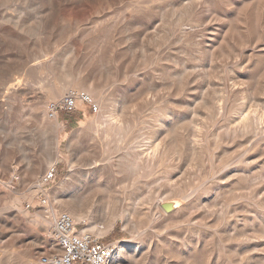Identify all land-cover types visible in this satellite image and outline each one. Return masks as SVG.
Listing matches in <instances>:
<instances>
[{"label": "rangeland", "instance_id": "374dc122", "mask_svg": "<svg viewBox=\"0 0 264 264\" xmlns=\"http://www.w3.org/2000/svg\"><path fill=\"white\" fill-rule=\"evenodd\" d=\"M0 1V15L26 11L28 24H33V30L38 27L32 34L29 30L17 32L12 24H0V221L7 220L0 250L25 252L34 247L36 238L44 237L41 247L43 253L47 252L50 235L31 221L43 210L40 192L32 186L55 164L57 178L46 191L48 195L61 193L64 199L78 195L84 201L95 195L105 211L111 210L107 209L110 200L117 198V209L122 212L128 204L125 197L139 190L144 195L168 193L169 198L197 190L201 205H208L200 208L194 226H177L166 217L154 221L141 217L135 230L119 220L112 232L101 236L114 244L130 241L128 254L132 258L125 257L122 264H264V0H187L189 4L186 0ZM15 79L21 83L19 90L5 88ZM58 86L63 91L51 98ZM71 87L88 91L99 102L100 115L61 114L58 120L49 116L47 104ZM109 111L113 115L103 130L92 126ZM248 118L259 129L255 138L250 131L238 136L226 131L228 125ZM55 122L62 126L52 131ZM127 126L131 128L120 136L116 129ZM46 131L49 146L54 149L53 163L34 176L35 165L46 157ZM142 136L148 144L156 142L160 149L151 159L150 168L135 173L127 169L126 154ZM247 145L251 150H245ZM96 160H114L117 167L105 165L96 180L83 178L89 164ZM71 166L74 176L61 185ZM234 169L241 175L231 180L228 173ZM76 182L78 188L72 189ZM235 213L240 216L238 220ZM252 226L259 238L243 241ZM0 253V259L8 255Z\"/></svg>", "mask_w": 264, "mask_h": 264}, {"label": "bare ground", "instance_id": "6f19581e", "mask_svg": "<svg viewBox=\"0 0 264 264\" xmlns=\"http://www.w3.org/2000/svg\"><path fill=\"white\" fill-rule=\"evenodd\" d=\"M12 1V0H11ZM30 1V0H29ZM41 1V0H40ZM40 1L39 2H36L35 4L37 5V6H40ZM115 1V0H114ZM119 1V0H118ZM200 1V0H199ZM1 2V1H0ZM25 2H26V0H25ZM31 2V1H30ZM46 2H48L47 0H46ZM186 2H188L187 0H186ZM204 2H206V0H204ZM29 3V2H28ZM53 3V2H52ZM118 3V2H117ZM117 3H116V5H117ZM199 3V2H198ZM42 4H43V1H42ZM48 4V3H47ZM46 4V5H47ZM112 4H114V3H112ZM185 4V3H184ZM187 4V3H186ZM188 4H189V2H188ZM2 5V4H1ZM196 5V4H195ZM198 5V4H197ZM5 6H7V5H5ZM140 6V5H139ZM192 6V5H191ZM205 6V5H204ZM206 6H207V4H206ZM30 7V6H29ZM31 7H33V6H31ZM35 7V6H34ZM194 7V6H193ZM18 8H20V7H18ZM44 8H46L45 6H44ZM106 8V7H105ZM111 8V7H110ZM109 8V9H110ZM114 8V7H113ZM138 8V7H137ZM205 8V7H204ZM211 8H213V7H211ZM32 9V8H31ZM30 9V10H31ZM37 9V8H36ZM41 9V8H40ZM109 9H107L108 11H109ZM149 9V8H148ZM147 9V10H148ZM187 9V8H186ZM206 9H207V7H206ZM210 9V8H209ZM208 9V10H209ZM8 10V9H7ZM16 10V9H15ZM35 10V9H34ZM38 10V9H37ZM48 10V9H47ZM54 10V9H53ZM119 10V9H118ZM136 10V9H135ZM187 10H190L189 8L187 9ZM211 10V9H210ZM36 11V10H35ZM45 11V10H44ZM56 11V10H55ZM9 12V11H8ZM16 12H17V10H16ZM15 12V14H12V13H7V12H4V13H2L1 15H0V24H12V25H14V27L15 28H17V32H18V29H20L21 31H24L25 32V30H29L31 33H32V30H33V27H32V25L31 24H28L29 22L27 21V19L25 18V12L26 11H18L17 13ZM28 12V11H27ZM48 12V11H47ZM50 12V11H49ZM102 12V11H101ZM100 12V13H101ZM207 12V11H206ZM36 13V12H35ZM41 13V12H40ZM43 13V12H42ZM45 14H46V12H44ZM97 13V12H96ZM150 13V12H149ZM53 14V13H52ZM95 14V13H94ZM99 13H97V15H98ZM107 14V13H106ZM121 14V13H120ZM206 14H208V13H206ZM31 15H32V13H31ZM41 15V14H40ZM116 15V14H115ZM123 15V14H122ZM30 16V15H29ZM91 16V15H90ZM95 16H96V14H95ZM99 16V15H98ZM120 16V15H119ZM128 16V15H127ZM101 17V16H100ZM103 17V16H102ZM116 17V16H115ZM87 18H88V16H87ZM125 18V17H124ZM128 18V17H127ZM126 18V19H127ZM207 18V17H206ZM29 19V18H28ZM37 19H39V18H37ZM61 19V18H60ZM79 19V18H78ZM90 19V18H89ZM88 19V20H89ZM102 19V18H101ZM45 20V19H44ZM64 20V19H63ZM82 20H83V18H82ZM87 20V21H88ZM105 20V19H104ZM181 20H182V18H181ZM29 21H31V23H33L32 22V20H31V18H30V20ZM34 21V20H33ZM43 21V20H42ZM94 21V20H93ZM103 21V20H102ZM106 21V20H105ZM114 21V20H113ZM118 21H119V19H118ZM122 21V20H121ZM183 21V20H182ZM194 21V20H193ZM39 22H40V20H39ZM59 22V21H58ZM61 22V21H60ZM59 22V23H60ZM73 22V21H72ZM96 22V21H95ZM94 22V23H95ZM99 22V21H98ZM194 22H196V21H194ZM34 23L36 24L37 23V20H36V22L34 21ZM74 23V22H73ZM100 23V22H99ZM187 23V22H186ZM43 24V23H42ZM42 24H41V26H42ZM82 24V23H81ZM98 24V23H97ZM109 24V23H108ZM199 24V23H198ZM197 24V25H198ZM55 25H57V24H55ZM75 25H77V24H75ZM80 25V24H79ZM86 25V24H85ZM91 25V24H90ZM110 25V24H109ZM113 25H114V23H113ZM119 25V24H118ZM179 25H180V21H179ZM4 26V25H3ZM11 26V25H10ZM37 26V25H36ZM65 26V25H64ZM32 27V28H31ZM56 27V26H55ZM96 27V26H95ZM113 27H115V26H113ZM179 27V26H178ZM10 28V27H9ZM36 28H38V27H36ZM36 28H35V30H36ZM64 28V27H63ZM180 28V27H179ZM184 28H186L185 26H184ZM4 29V28H3ZM56 29H58V28H56ZM60 29V28H59ZM5 30V29H4ZM35 30H33V32L35 31ZM43 30V29H42ZM50 30V29H49ZM54 30V29H53ZM73 30V29H72ZM78 30V29H77ZM40 31V30H39ZM191 31V30H190ZM10 32V31H9ZM16 31L14 30V33H15ZM36 32V31H35ZM46 32V31H45ZM70 32V31H69ZM89 32V31H88ZM101 32V31H100ZM116 32V31H115ZM10 33H12V32H10ZM37 33V32H36ZM40 33V32H39ZM71 33V32H70ZM77 33V32H76ZM75 33V34H76ZM113 33V32H112ZM13 34V33H12ZM27 34V33H26ZM30 34V33H29ZM33 34V33H32ZM45 34V33H44ZM59 34V33H58ZM61 34V33H60ZM65 34H67V32L65 33ZM64 34V35H65ZM74 34V33H73ZM86 34V33H85ZM84 34V35H85ZM116 34V33H115ZM118 34V33H117ZM178 34H180V33H178ZM5 35V34H4ZM23 35V34H22ZM54 35V34H53ZM80 35V34H79ZM103 35V34H102ZM7 36V35H6ZM33 36V35H32ZM94 36V35H93ZM97 36V35H96ZM105 36V35H104ZM185 36V35H184ZM18 37V36H17ZM35 37H36V35H35ZM41 37H43V36H41ZM50 37V36H49ZM61 37V36H60ZM59 37V38H60ZM77 37V36H76ZM86 37H87V35L85 36V39H86ZM37 38H38V36H37ZM75 38V37H74ZM105 38V37H104ZM185 38V37H184ZM50 39V38H49ZM63 39V38H62ZM69 39H70V37H69ZM80 39H82V38H80ZM101 39H103V38H101ZM179 39V38H178ZM53 40H55V38L53 39ZM104 40V39H103ZM102 40V41H103ZM181 40V39H180ZM46 41V40H45ZM49 41V40H48ZM80 41V40H79ZM86 41V40H85ZM91 41V40H90ZM114 41V40H113ZM43 42H44V40H43ZM75 42H77V41H75ZM82 42V41H81ZM93 42H95V41H93ZM99 42V41H98ZM104 42V41H103ZM96 43V42H95ZM88 44H90V42L88 43ZM100 44V43H99ZM92 45H93V43H92ZM91 46V45H90ZM95 47V46H94ZM97 47V46H96ZM113 48H114V46H113ZM42 49H44L43 47H42ZM48 61V60H47ZM39 62V61H38ZM37 64V63H36ZM40 65V64H39ZM38 65V66H39ZM44 66H45V64H44ZM93 66V65H92ZM99 67V66H98ZM42 68V67H41ZM40 68V69H41ZM44 68V67H43ZM28 69V68H27ZM50 69V68H49ZM98 70H99V68H98ZM87 71V70H86ZM70 72V71H69ZM91 72V71H90ZM34 73V72H33ZM29 74H31V73H29ZM67 74V73H66ZM71 74V73H70ZM32 75V74H31ZM64 75V74H63ZM85 75H86V73H85ZM108 76V75H107ZM90 77V76H89ZM88 77V78H89ZM92 77V76H91ZM108 78V77H107ZM95 79V78H94ZM57 80V79H56ZM55 80V81H56ZM93 80V79H92ZM8 81V80H7ZM90 81V80H89ZM95 82V81H94ZM98 82V81H97ZM6 83V82H5ZM82 83H83V81H82ZM94 84V83H93ZM95 84H96V82H95ZM3 85H4V83H3ZM1 86H2V84H1ZM20 86H21V83H20V81L18 80V79H15V80H12L11 82H9V83H7V84H5V88H8V89H11V90H19V88H20ZM67 86H68V84H67ZM70 86V85H69ZM84 86H85V84H84ZM90 86H91V84H90ZM183 86V85H182ZM234 87V86H233ZM107 88V87H106ZM181 88V87H180ZM87 89V88H86ZM63 91V88H61L60 86H58L55 90H53L52 92H51V95H50V97L51 98H54V97H57L61 92ZM183 92V91H182ZM121 96H122V94H121ZM120 97V96H119ZM221 99H222V97H220ZM113 100V99H112ZM122 101V100H121ZM38 102H40V99L38 100ZM217 102H219L218 100H217ZM225 102V101H224ZM116 103H117V101H116ZM120 103V102H119ZM122 103H124V101L122 102ZM126 104V103H125ZM122 105V104H121ZM120 105V106H121ZM116 107V106H115ZM216 107V106H215ZM219 107V106H218ZM127 109V108H126ZM222 109V108H221ZM117 110V109H116ZM120 110V109H119ZM107 111V110H106ZM168 111V110H167ZM218 111V110H217ZM158 112H160V111H158ZM162 112H163V110H162ZM169 112V111H168ZM40 113V115H41V117H42V119H44L45 118V116H44V114L42 113V112H39ZM113 113H115V111L113 110ZM166 114H167V112H165ZM164 113V114H165ZM170 113V112H169ZM120 114V113H119ZM118 114V115H119ZM128 114V113H127ZM130 114V113H129ZM161 114H163V113H161ZM98 115H100V114H96V117L98 116ZM113 114L111 113V111H109V113H107V112H105L104 114H102L101 115V119L99 120V119H96L95 121H93V127H98V130H103L104 129V126L106 125V122L109 120V118L112 116ZM242 115V114H241ZM114 116H116V115H114ZM126 116H128V115H126ZM163 116V115H162ZM170 116H171V114H170ZM47 117V116H46ZM116 117H118V116H116ZM115 117V118H116ZM120 117V116H119ZM165 117V116H164ZM232 117V116H231ZM241 117V116H240ZM121 118V117H120ZM132 118V117H131ZM130 118V119H131ZM138 118V117H137ZM136 118V119H137ZM142 118V117H141ZM111 119V118H110ZM119 119V118H118ZM117 119V120H118ZM165 119V118H164ZM169 119V118H168ZM173 119H174V117H173ZM116 120V119H115ZM120 120V119H119ZM132 120V119H131ZM142 120V119H141ZM166 120V119H165ZM169 120H171V119H169ZM255 120V119H254ZM113 121H114V119H113ZM137 121V120H136ZM42 122H44L43 120H42ZM109 122V121H108ZM112 122V121H111ZM119 121H117V123H118ZM172 122V121H171ZM256 122V121H255ZM263 122V121H262ZM116 123V122H115ZM114 123V124H115ZM234 123V122H233ZM237 123V122H236ZM179 124V123H178ZM235 124V123H234ZM89 125V124H88ZM116 125H122V124H116ZM138 125V124H137ZM165 125V124H164ZM163 125V126H164ZM180 125V124H179ZM260 125V124H259ZM59 126H62L59 122H55L53 125H52V131H55V129L57 128V127H59ZM79 126H82V125H79ZM113 126V125H112ZM162 126V127H163ZM168 126V125H167ZM261 126V125H260ZM106 127V126H105ZM169 127V126H168ZM167 127V128H168ZM178 127V126H177ZM259 127V126H258ZM90 128V127H89ZM111 128V127H110ZM109 128V129H110ZM129 128H131L130 126H127L125 129H123L122 127H118V129H116L120 134L121 133H123V131H127ZM171 128V127H170ZM262 128V127H261ZM108 130V129H107ZM113 130V129H112ZM115 130V129H114ZM137 130H138V127H137ZM163 130H165V129H163ZM257 130H259V129H256L255 128V125H254V123H253V121L252 120H249V118L247 119V120H243L241 123H239L238 122V124H235V125H228V127L226 128V131L227 132H229V135H233V136H238V135H241V134H243V133H245V132H247V131H250V132H253V133H255L254 134V138L256 137V135H258V131ZM44 131H45V129H44ZM105 131V130H104ZM130 131H132L131 129H130ZM173 131V130H172ZM83 132V131H82ZM117 132V133H118ZM135 132H136V130H135ZM216 132H218V130L216 131ZM221 132V131H220ZM219 132V133H220ZM264 132V131H263ZM88 133V132H87ZM215 133V132H214ZM83 134V133H82ZM165 134V133H164ZM218 134V133H217ZM222 134V133H221ZM227 134V133H226ZM247 134V133H246ZM106 135V134H105ZM118 135V134H117ZM139 135V134H138ZM167 135V134H166ZM260 135V134H259ZM262 135V134H261ZM43 136H44V146H45V148H46V157L44 158V160L43 161H40L39 160V162L35 165V167H36V169L34 170V173H33V175L34 176H36L37 174H39V172H40V170H42L45 166H47V165H49V164H51V163H53L52 161H51V157H52V153H53V150L54 149H51V147L49 146V139H48V137H49V133L46 131L45 132V135L43 134ZM82 136V135H81ZM80 136V137H81ZM85 136V135H84ZM120 136H122V134L120 135ZM167 136H169V135H167ZM174 136V135H173ZM187 136V135H186ZM200 136V135H199ZM140 137V136H139ZM143 137V138H142ZM141 138L142 139H138V137H136L138 140L136 141L135 139H133V140H135V144L134 145H132V147H131V149H130V152H127V154H126V156H127V162L129 163V167H127V169L129 168L130 170H133V172H140L141 173V171H143L144 169H145V167H149L150 168V166H151V164H150V162H151V159L152 158H154V156L155 155H157L158 154V149H160L159 148V146L160 145H158V144H155V143H152V145H153V148H151V146L146 142L147 140H145V137L144 136H142ZM170 137V136H169ZM184 137H185V135H184ZM214 137V136H213ZM78 138V137H77ZM76 138V139H77ZM90 138V137H89ZM104 138V137H103ZM102 138V139H103ZM107 138V137H106ZM105 138V139H106ZM174 138V137H173ZM187 139H188V136L186 137ZM214 138H217V137H214ZM258 138V137H257ZM263 138V137H262ZM190 139V138H189ZM200 139V138H199ZM234 139V138H233ZM245 139V138H244ZM100 140V139H99ZM169 140H171V139H169ZM221 140V139H220ZM223 140H224V138H223ZM238 140V139H237ZM243 140V139H242ZM174 141V140H173ZM180 141H182V140H180ZM189 141V140H188ZM245 141H247V140H245ZM255 141H256V139H255ZM85 142H87V141H85ZM150 142V141H149ZM161 142L163 143V141L161 140ZM175 142H176V140H175ZM178 142V141H177ZM191 142H192V140H191ZM194 142V141H193ZM204 142V141H203ZM219 142V141H218ZM248 142V141H247ZM134 143V142H133ZM132 143V144H133ZM162 143H160V144H162ZM195 143V142H194ZM242 143V142H241ZM250 143V141L248 142V144ZM253 143H255V142H252V144L251 145H254ZM155 144V145H154ZM168 144V143H167ZM189 144V143H188ZM187 144V145H188ZM200 144V143H199ZM203 144V143H202ZM217 144V143H216ZM221 144V143H220ZM262 144V143H261ZM264 144V143H263ZM149 145V146H148ZM201 145V144H200ZM199 145V146H200ZM250 145V146H251ZM54 146V145H53ZM193 146V145H192ZM191 146V147H192ZM203 146V145H202ZM249 145H247V147L245 148V150H247L249 147H250ZM259 146H261V145H259ZM258 146V147H259ZM162 147V146H161ZM165 147V146H164ZM194 147V146H193ZM192 147V148H193ZM54 148V147H53ZM151 148V151H149V149ZM173 148V147H172ZM172 148H171V150H172ZM175 148V147H174ZM187 148H188V146H187ZM189 148H190V146H189ZM202 148V147H201ZM262 148V147H261ZM72 149V148H71ZM250 149V148H249ZM164 150V149H163ZM251 150V149H250ZM190 151H192V149L190 150ZM165 152H166V150H165ZM201 152V151H200ZM252 152V151H251ZM184 153V152H183ZM196 153H197V151H196ZM195 153V151H194V155L196 154ZM77 154V153H76ZM79 154V153H78ZM160 154H161V151H160ZM176 154V153H175ZM179 155V154H178ZM181 155V154H180ZM199 155V154H198ZM110 156V155H109ZM108 156V157H109ZM118 156V155H117ZM159 156V155H158ZM112 157V156H111ZM157 157V156H156ZM166 157V156H165ZM41 158V157H40ZM89 158V157H88ZM107 158V157H106ZM105 158V159H106ZM113 158V157H112ZM158 158V157H157ZM34 159V158H33ZM37 159V158H36ZM116 159H117V157H116ZM35 160V159H34ZM156 160V159H155ZM33 161V160H32ZM56 161V160H55ZM102 161H105V160H99V161H92L93 163H90L89 165H90V168H88V170L86 171V172H84L83 173V175H82V177L83 178H88V179H93L95 176H98V174H100V173H102V170L105 168V165H108V164H111V165H114V166H116L117 167V165H116V162H114V160H109V161H107V162H105V163H103ZM153 161V160H152ZM37 162V161H36ZM30 162H28V164H29ZM56 163V162H55ZM118 164V163H117ZM55 165V164H54ZM85 165V164H84ZM88 165V164H87ZM88 165V166H89ZM120 165V164H119ZM29 166V165H28ZM74 167L73 166H71V167H69V170H68V174L66 175V178L61 182V185H63L65 182H67L68 180H70V179H72V176H74L73 174H74V172H75V170L73 169ZM152 168V167H151ZM45 169V168H44ZM159 169V168H158ZM31 170V169H30ZM154 170H156V169H154ZM126 171V170H125ZM148 171V170H147ZM151 171V170H150ZM239 170H236V169H234V170H231L228 174H230L229 175V178L231 179L232 177H237V176H239L240 177V175H241V173H239L238 172ZM114 172V171H113ZM235 172V173H234ZM31 173V172H30ZM29 173V174H30ZM32 174V173H31ZM80 174V173H79ZM144 174V173H143ZM121 175V174H120ZM145 175V174H144ZM149 175V174H148ZM29 177H30V175H28ZM78 176V175H77ZM81 176V175H80ZM151 176V175H150ZM33 177V176H32ZM140 177V176H139ZM31 178V177H30ZM29 178V179H30ZM76 178V177H75ZM78 178V177H77ZM146 178V177H145ZM243 178V177H242ZM73 179H74V177H73ZM95 179V178H94ZM133 179V178H132ZM239 179V178H238ZM36 180V179H35ZM40 178H38V183H36L34 186H32V188H33V190L35 191V192H39V187H40V185H39V182H40ZM96 180V179H95ZM103 180V179H102ZM105 180V179H104ZM232 180V179H231ZM236 180V179H235ZM2 181V180H1ZM84 181V180H83ZM83 181H81L82 182V184H83ZM86 181V180H85ZM91 181V180H90ZM108 181V180H107ZM124 181H125V179H124ZM30 182V181H29ZM33 182V181H32ZM232 182V181H231ZM99 183V182H98ZM103 183H105V182H103ZM126 183H127V181H126ZM229 183H230V181H229ZM240 183V182H239ZM60 184V183H59ZM70 184H71V182H70ZM76 184H78L77 182L76 183H74V187H72V189L74 188H78L77 187V185ZM106 184H107V182H106ZM231 184V183H230ZM4 185V184H3ZM80 185V184H79ZM121 185V184H120ZM140 185V184H139ZM138 185V186H139ZM147 185V184H146ZM241 184H239L238 186H240ZM83 186H85V185H83ZM105 186V185H104ZM109 186V185H108ZM176 186V185H175ZM231 186V185H230ZM242 186V185H241ZM30 187V186H29ZM102 187V186H101ZM147 187V186H146ZM232 187V186H231ZM248 187V186H247ZM263 187V186H262ZM5 188V187H4ZM31 188V187H30ZM64 188V187H63ZM95 188V187H94ZM104 188H107L106 186L104 187ZM168 189H170L171 188V186H169V187H167ZM230 188V187H229ZM237 188V187H236ZM243 188V187H242ZM250 188V187H249ZM6 189V188H5ZM62 189V188H61ZM119 189H120V187H119ZM122 189V188H121ZM133 189V188H132ZM145 189V188H144ZM149 189H150V187H149ZM29 190V189H28ZM63 190V189H62ZM62 190H60V191H62ZM67 190V189H66ZM65 190V191H66ZM96 190H98V189H96ZM109 190H111V189H109ZM109 190H106L107 191V195H109V197H111V192H110V194H109ZM179 190V189H178ZM206 190V189H205ZM222 190H223V188H222ZM228 190V189H227ZM234 190V189H233ZM252 190V189H251ZM262 190V189H261ZM144 191V190H143ZM150 191V190H149ZM148 191V192H149ZM166 191H167V189H166ZM165 191V192H166ZM174 191V190H173ZM172 191V192H173ZM176 191V190H175ZM180 191V190H179ZM178 191V192H179ZM196 191L197 190H195L194 192H190V193H188V194H184V195H182L181 197H177V198H169L167 195H168V193H167V195L166 196H163V194L162 195H159L158 193L156 194V193H151V192H149L148 194H146V195H144V194H142L141 192H140V190H139V192L138 191H134V192H132V194L130 195V197L127 195L129 192H127V190H126V195L128 196V198L127 197H125L126 199H128V201L126 200V202H128V204H127V208L126 209H123L122 210V212H119L118 211V209H117V204L119 203V199H118V201H117V198H116V201H115V199H114V201L112 200H110V198H108L109 200H110V202H109V205H108V207H107V209L109 208V209H111V210H107V211H105L104 209H103V203L101 204V201L102 200H99L97 197H94L93 196V198L91 199V200H89V201H84V200H80V198L78 197V195H74L73 196V198H71V197H68V198H71V199H64L60 194L61 193H59V195L55 192V193H53L52 195H48V198H50V208L48 209V207H46L47 208V210L45 209V208H43V210H39V212L34 216V218L31 220L32 221V223L34 222V224L36 223V225L37 224H39L40 225V228H42V230L45 232V233H47L48 234V236L50 235L51 236V227H52V224H53V222H54V219H55V217H56V215L58 214V212H61V211H66V212H69L70 214H72L73 215V217L76 219V221L77 222H79V223H83V224H85V226L83 227V230L84 231H91V232H93V233H95L96 235H98V236H101V235H103V234H105V233H110V232H112V230H114V228H115V226H116V223L119 221V220H121L122 221V223L124 222V224H125V226L127 225V226H129V228H130V226H132L135 230L139 227V220L141 219V217L143 218V217H148L151 221H154L155 219H156V217H166V218H168L171 222H173V223H175V225H177V226H185V225H189V226H194V224L195 223H197L196 222V220H195V222H193V220L194 219H196L195 217L197 216V214H198V212L200 213V208L201 207H206V208H208V205H205L204 206V204H203V206L201 205L202 203H201V199H200V196H196L195 195V193H196ZM221 191V190H220ZM237 191V190H236ZM242 191V190H241ZM254 191V190H253ZM252 191V192H253ZM62 192H64V191H62ZM69 192V191H68ZM105 192V191H104ZM114 192V191H113ZM118 192V191H117ZM146 192V191H145ZM169 192V191H168ZM230 192V191H229ZM232 192V191H231ZM230 192V193H231ZM240 192V191H239ZM245 192V191H244ZM244 192H242V193H244ZM249 192H250V190H249ZM242 193H239V196H240V198H243V194ZM256 194H254V195H257L258 193L257 192H255ZM81 194H83V193H81ZM122 194V193H121ZM125 194V193H124ZM161 194V193H160ZM166 194V193H165ZM164 194V195H165ZM174 194V193H173ZM234 194V193H233ZM250 194H251V192H250ZM253 194V193H252ZM66 195V194H65ZM84 195V194H83ZM86 195V194H85ZM96 195H98V194H96ZM115 195V194H114ZM206 195V194H205ZM248 195V194H247ZM67 196V195H66ZM87 196V195H86ZM100 196V195H99ZM121 196V195H120ZM179 196V195H178ZM102 197H104V196H102ZM215 197H218V196H215ZM256 197V196H255ZM82 198V197H81ZM87 198V197H86ZM121 198V197H120ZM247 198V197H246ZM252 198V197H251ZM85 199V198H84ZM101 199H103V198H101ZM106 199H107V197H106ZM107 199V200H108ZM113 199V198H112ZM108 200V201H109ZM124 200V199H123ZM238 200V199H237ZM251 200V199H250ZM105 201V200H104ZM210 201V200H209ZM105 202H107V201H105ZM205 202V201H204ZM214 202V201H213ZM237 202V201H236ZM2 203V202H1ZM241 203V202H240ZM4 204V203H3ZM7 204V203H6ZM8 204H10V203H8ZM107 204V203H106ZM121 204V203H120ZM122 206V205H121ZM1 207V206H0ZM105 207H106V205H105ZM3 208V207H2ZM4 209V208H3ZM205 209V208H204ZM202 211H203V209H201ZM207 211H209V209L207 210ZM222 211V210H221ZM2 212V211H1ZM206 212V211H205ZM204 212V213H205ZM14 213V212H13ZM238 213V212H237ZM8 214H11V212L10 213H8ZM210 214V213H209ZM213 214V213H212ZM221 214H222V212H221ZM221 214H220V216H221ZM225 214V213H224ZM236 214V213H235ZM135 215H137L138 217L137 218H135L136 216ZM227 215V214H226ZM8 216V215H7ZM13 216V215H12ZM15 216V215H14ZM135 216V217H134ZM200 216V215H199ZM205 216V215H204ZM211 215H209V217H210ZM216 216H218V215H216ZM219 216V217H220ZM239 215L238 214H236V216L234 217L236 220H238L237 219V217H238ZM224 217V216H223ZM227 217V216H226ZM240 217V216H239ZM8 218V217H7ZM206 218V217H205ZM214 217H212V219H213ZM221 218V217H220ZM234 218H233V220H234ZM5 219V218H4ZM203 219V218H202ZM207 219V218H206ZM206 219H205V221H206ZM211 219V218H210ZM211 219V220H212ZM232 219V218H231ZM245 220L244 218H239V220ZM166 220V219H165ZM199 220V219H198ZM201 220V219H200ZM204 220V219H203ZM30 221V222H31ZM100 221H102L103 223H102V225H100L99 223H100ZM146 221V220H145ZM232 221V220H231ZM262 221V220H261ZM202 222V221H201ZM208 222V221H207ZM234 222V221H233ZM239 222V221H238ZM245 222H246V220H245ZM245 222H243L244 224H245ZM141 223V222H140ZM143 223V222H142ZM218 223V222H217ZM216 223V224H217ZM232 223V222H231ZM241 223V222H240ZM262 223V222H261ZM159 224V223H158ZM163 224V223H162ZM168 224V223H167ZM198 224V223H197ZM207 224V223H206ZM35 225V226H36ZM150 225V224H149ZM164 225V224H163ZM201 225V224H200ZM205 225V224H204ZM7 226V220H1L0 221V239H1V237H2V234H4L3 233V231H4V229H5V227ZM171 226H173V225H171ZM206 226V225H205ZM237 226V225H236ZM239 226H240V224H239ZM263 226H264V224H263ZM166 227V226H165ZM253 227V226H252ZM255 227V226H254ZM254 227H253V229H252V232H250L249 234H246L245 235V237H244V239H243V241H253V239H257V238H259V234H258V231L256 230V229H254ZM39 228V229H40ZM142 228H143V226H142ZM147 228H148V225H147ZM197 229H198V227H196ZM203 228V227H202ZM159 229H161V228H159ZM159 229H157V231L159 230ZM164 229V228H163ZM166 229H167V227H166ZM169 229V228H168ZM187 229V228H186ZM199 229H200V227H199ZM143 230V229H142ZM151 230H153V229H151ZM251 230V229H250ZM41 231V230H40ZM159 231H161V230H159ZM136 232V231H135ZM163 232V231H162ZM260 232V231H259ZM41 233V232H40ZM44 233V234H45ZM234 233V232H233ZM262 233V232H261ZM156 234V233H155ZM241 234V233H240ZM135 235V234H134ZM156 235H159V234H156ZM47 236V237H48ZM49 236V237H50ZM160 236V235H159ZM261 236V235H260ZM38 237V236H37ZM167 237V236H166ZM242 237V236H241ZM143 238H144V236H143ZM239 238V237H238ZM237 238V239H238ZM34 239H35V237H34ZM263 239V238H262ZM30 240V239H29ZM32 240V239H31ZM48 241V240H47ZM46 241V242H47ZM165 241V240H164ZM163 241V242H164ZM171 241V240H170ZM170 241H168V243L170 242ZM19 242V241H18ZM51 242H52V240L49 238V244H51ZM197 242V241H196ZM45 243V238L43 237V238H36L35 240H34V242H33V245H34V247H32L31 248V246H30V248L31 249H29V248H27V249H29V250H27V251H25V252H20V253H18L17 251H14V250H0L1 252H7V257L5 258V259H0V263L1 264H30L31 262H33L36 258H37V255H39V254H41V253H43V247H41V245L42 244H44ZM53 243V242H52ZM167 243V242H166ZM48 244V245H49ZM141 244V243H140ZM195 244H197V243H195ZM252 244V243H251ZM256 244V243H255ZM254 244V245H255ZM27 245H29V244H27ZM253 245V246H254ZM257 245V244H256ZM256 245L254 246V249H255V251H256ZM130 246H131V244H130V241H124L123 243H121V244H117L116 245V255H115V258H114V260L112 261V263L111 264H122V259H124L125 257H129V259H130V255L128 254V251H129V249H130ZM144 246V245H143ZM142 246V247H143ZM46 247H48L47 245H46ZM141 247V246H140ZM258 247V246H257ZM133 248H136L137 249V247L135 246V247H133ZM14 249V248H13ZM139 249V248H138ZM47 251H48V249H47ZM188 251H190V250H188L187 249V252ZM260 251V250H259ZM191 252V251H190ZM190 252H189V254H190ZM233 252H235V251H233ZM1 254V253H0ZM131 254V253H130ZM132 255V254H131ZM127 257V258H128ZM136 257V256H135ZM132 258V257H131ZM188 260V259H187ZM126 264V263H125ZM130 264V263H129Z\"/></svg>", "mask_w": 264, "mask_h": 264}, {"label": "built area", "instance_id": "2783aa9c", "mask_svg": "<svg viewBox=\"0 0 264 264\" xmlns=\"http://www.w3.org/2000/svg\"><path fill=\"white\" fill-rule=\"evenodd\" d=\"M49 116L58 120L61 114L84 117L100 114L99 102L86 90L71 87L58 99L47 104ZM57 166H51L39 182L40 201L47 210L50 201L46 191L56 181ZM28 208L31 205H27ZM51 244L30 264H111L116 245L91 231H84L81 223L66 211L58 212L51 227Z\"/></svg>", "mask_w": 264, "mask_h": 264}]
</instances>
